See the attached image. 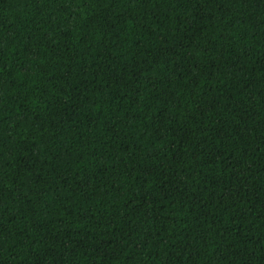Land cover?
Masks as SVG:
<instances>
[{"label": "trees", "instance_id": "1", "mask_svg": "<svg viewBox=\"0 0 264 264\" xmlns=\"http://www.w3.org/2000/svg\"><path fill=\"white\" fill-rule=\"evenodd\" d=\"M0 264H264V0H0Z\"/></svg>", "mask_w": 264, "mask_h": 264}, {"label": "snow or ice", "instance_id": "2", "mask_svg": "<svg viewBox=\"0 0 264 264\" xmlns=\"http://www.w3.org/2000/svg\"><path fill=\"white\" fill-rule=\"evenodd\" d=\"M40 2L42 3V2H43V0H40Z\"/></svg>", "mask_w": 264, "mask_h": 264}]
</instances>
